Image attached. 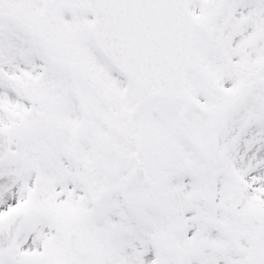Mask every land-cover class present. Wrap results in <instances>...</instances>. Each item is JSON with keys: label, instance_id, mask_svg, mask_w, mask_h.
I'll return each mask as SVG.
<instances>
[{"label": "snow or ice", "instance_id": "obj_1", "mask_svg": "<svg viewBox=\"0 0 264 264\" xmlns=\"http://www.w3.org/2000/svg\"><path fill=\"white\" fill-rule=\"evenodd\" d=\"M0 264H264V0H0Z\"/></svg>", "mask_w": 264, "mask_h": 264}]
</instances>
